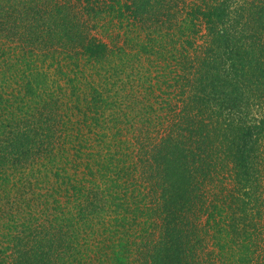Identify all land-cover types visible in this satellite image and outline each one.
<instances>
[{
	"label": "trees",
	"instance_id": "trees-1",
	"mask_svg": "<svg viewBox=\"0 0 264 264\" xmlns=\"http://www.w3.org/2000/svg\"><path fill=\"white\" fill-rule=\"evenodd\" d=\"M0 211V264H190L200 211L263 261L264 0H0Z\"/></svg>",
	"mask_w": 264,
	"mask_h": 264
},
{
	"label": "rangeland",
	"instance_id": "rangeland-1",
	"mask_svg": "<svg viewBox=\"0 0 264 264\" xmlns=\"http://www.w3.org/2000/svg\"><path fill=\"white\" fill-rule=\"evenodd\" d=\"M188 1H190V0H188ZM200 27H201L200 30H201L202 33H204V34H207L208 33L207 32L208 31V25H207V20L205 18L203 19V21L201 20ZM205 36L204 37H201V39L199 40V43H200L201 46L203 44H205L204 43ZM210 47H211V45H210ZM208 48H209V46H206L205 47V51H207ZM203 49H204V46H203ZM261 109H262V106H259V107L256 106L254 108V111L256 113H258ZM209 120L210 119L200 120L201 122L199 121L198 123H200V125L202 126V128L204 130L205 129L208 130L211 127H217L216 125L211 124L209 122ZM215 129L216 128H212V131H213L212 133H213V136H214V138H213V136H212V138L217 141L216 142L217 143L216 145H218L217 147L220 148L221 151H219L218 153H216L217 150L214 147H212V145H210L211 146V149L214 148L213 149L214 154L212 153L213 155L211 154L212 156L209 155L208 157H209V159L213 163V165H212L213 171H215V172L217 171L215 173V177L216 176H225L226 174H228V178H229V177H231V173L232 172H233V175H234V170H233V166H234V162H233V159H234L233 158V152H229L228 153V152H224L223 151V149L226 148V146H228V145L225 144L228 141H226L224 143L225 146L222 147V145H220V143H219V142H221L220 139L222 138V136H220V134L219 135H217V134L215 135V133H214ZM216 131H215L216 133H220V131L218 129ZM185 132L187 133L188 132V129ZM209 141H211V140H209ZM6 211H8L7 212L8 214H6V216H5L4 219H5V223H7V225H8V228H7V225H6V227L4 226V231H5V234L4 235H5V239H10L11 238V234H10L9 225H13V216L15 214L13 212L14 209L13 208H10L9 206L6 207ZM200 214H202V215H200L198 218H195V221L198 222L197 224L199 225V228L196 231V228L194 227L192 229V226H191V232H190L191 233L190 234V236H191L190 239L197 241V244H199L200 250H199V252H197V251L191 252L194 255L190 257V261H189L190 264H192V263L193 264H198L204 258H207L206 261H209L210 260L211 253H209V252L212 249V248L209 247L211 245V232H210V229L208 228V226L204 224L205 219H206L205 216H204V213L200 211ZM16 215H18V214H16ZM7 233H9V234H7ZM5 241H7V240H5ZM206 245H209V246L206 247ZM203 247H205V248H203ZM3 248H5V252L1 253L2 254V257L4 255H8V253H14V252H15V255H19V256L22 254V252L19 253V251L18 250L16 251V249H14L12 246L10 248L9 245H7V242H5V244L3 245ZM22 251H24V250H22ZM196 253H197V256H196ZM199 257H202V260L201 261H199L198 259H196V258H199ZM195 259H196V262H195ZM206 261L204 260L203 263L201 262V264H206ZM141 264H143V262H141ZM259 264H264V260L263 261L261 260Z\"/></svg>",
	"mask_w": 264,
	"mask_h": 264
}]
</instances>
